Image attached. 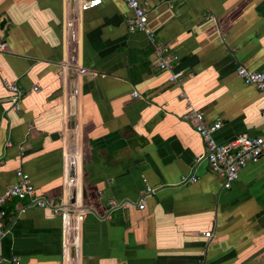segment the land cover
Here are the masks:
<instances>
[{
  "label": "crops",
  "instance_id": "obj_1",
  "mask_svg": "<svg viewBox=\"0 0 264 264\" xmlns=\"http://www.w3.org/2000/svg\"><path fill=\"white\" fill-rule=\"evenodd\" d=\"M138 1L178 57L174 82L122 0H0V192L20 169L67 202L13 219L0 264H264V156L225 189L180 119L219 120L216 142L264 136V93L234 70L264 72V0ZM3 80L25 91L18 111L5 113ZM110 200L128 204L107 212Z\"/></svg>",
  "mask_w": 264,
  "mask_h": 264
},
{
  "label": "built area",
  "instance_id": "obj_2",
  "mask_svg": "<svg viewBox=\"0 0 264 264\" xmlns=\"http://www.w3.org/2000/svg\"><path fill=\"white\" fill-rule=\"evenodd\" d=\"M122 1L130 11V15L125 19L127 30L142 31L147 35V38L153 44L157 67L161 71L168 72V81H176L181 76L180 71H175L178 57L169 50L168 46L154 43V35L146 25L147 10L145 5L138 0ZM100 3L101 0H79L78 9L79 11H85L98 6ZM4 47L5 43L0 42V51ZM234 70L244 84L251 85L264 93V72L252 71L240 64L236 65ZM2 83L10 92L5 113L10 110L18 111L20 100L25 91L5 80ZM32 89L35 90L36 87ZM132 95L136 96V92H132ZM261 113L264 115V104L261 107ZM180 119L198 135L204 147V153L201 158L207 162L209 169L220 177L221 186L225 189L229 188L232 181L238 177L240 169L264 156V136H252L242 132L224 142H216L211 135L220 127L221 123L219 120L206 123L204 122L203 113L192 108H188ZM8 144L6 143V145ZM198 158L195 161H198ZM2 162L3 156L0 155V165ZM15 177L16 181L0 192V239L9 231L13 219L23 213L27 207H47L53 211H59V207L65 208L67 203L66 200H62V197L58 203L47 202L41 195L36 193L31 185L29 176L20 169L15 171ZM195 180L196 178L192 175H184L179 178L178 184L183 185ZM151 191L149 188L145 189L147 194ZM12 199L17 200V202L7 209L5 204ZM126 204H128L127 201L110 200L107 203V212L122 208ZM137 207L142 208V204L137 203ZM1 261L2 259L0 258ZM11 261L14 262L15 259L12 258Z\"/></svg>",
  "mask_w": 264,
  "mask_h": 264
},
{
  "label": "water",
  "instance_id": "obj_3",
  "mask_svg": "<svg viewBox=\"0 0 264 264\" xmlns=\"http://www.w3.org/2000/svg\"><path fill=\"white\" fill-rule=\"evenodd\" d=\"M69 6H70V9H73L74 7V0H69ZM5 18L2 17L0 18V30L3 28L4 24H5ZM69 127H72V118L69 119ZM264 213V209L262 211H260L259 213L256 214V217L260 214H263Z\"/></svg>",
  "mask_w": 264,
  "mask_h": 264
}]
</instances>
